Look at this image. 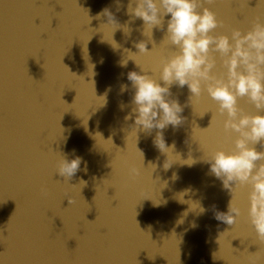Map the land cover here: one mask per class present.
I'll return each mask as SVG.
<instances>
[{
	"label": "clouds",
	"instance_id": "1",
	"mask_svg": "<svg viewBox=\"0 0 264 264\" xmlns=\"http://www.w3.org/2000/svg\"><path fill=\"white\" fill-rule=\"evenodd\" d=\"M214 3L215 0H128L127 14L132 19L143 21L142 35L147 39L134 44L138 53L125 50L127 58L121 61V66H126L128 60H132L140 67L136 57L151 55L159 48L153 40L154 29L164 31L161 44L169 51L159 59L158 77L148 75L141 67L144 74L136 71L127 74L132 95L131 109L125 120L134 121L127 137L135 135L137 142L138 132L151 133L157 130L153 143L161 153L167 155L163 167L169 169L172 165L169 157L174 156L175 145L166 144L163 130L169 125L175 129L184 121L181 115L184 108L177 99L171 98L170 89L173 85L180 88L187 86L192 104L198 102L206 92L216 104L209 127L216 122L217 117L223 118L225 139L231 141L230 147H219L203 157L210 173L222 182L232 196L227 212L216 211L215 219L227 225H236L242 210L235 193L247 189V219L255 238L264 244V151L256 147L259 145L264 149V19L257 16L247 30L233 27L229 34H215L218 28L224 26V21L213 10ZM86 15L90 23L87 12ZM101 16L107 17V23L101 24L98 31L110 26L113 29L111 40L104 36L103 40L114 49L118 48L113 33L123 27L125 34H130V29L127 25H120L107 7L95 18L100 19ZM148 43L153 44L152 50L148 49ZM127 90L128 85L122 84L121 92ZM93 92L95 95L94 88ZM99 98H102L104 105L106 96ZM241 101L250 104L255 112L246 111ZM120 107L123 110L124 105ZM136 149L143 166L144 154ZM81 162L80 157L68 159L59 156L55 172L67 181L80 169ZM185 163L191 165L194 161L189 158ZM150 167L152 171L155 170V165ZM141 175V167L135 164L128 167L129 178L135 180ZM83 185L84 181H81ZM205 211L200 207L201 213ZM5 239L7 237L0 232V240ZM213 258H216L215 253Z\"/></svg>",
	"mask_w": 264,
	"mask_h": 264
}]
</instances>
